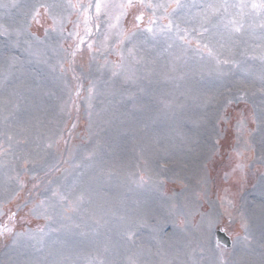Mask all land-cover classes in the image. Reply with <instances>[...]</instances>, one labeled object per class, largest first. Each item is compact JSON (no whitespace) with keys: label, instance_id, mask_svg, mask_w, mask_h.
Listing matches in <instances>:
<instances>
[{"label":"rangeland","instance_id":"374dc122","mask_svg":"<svg viewBox=\"0 0 264 264\" xmlns=\"http://www.w3.org/2000/svg\"><path fill=\"white\" fill-rule=\"evenodd\" d=\"M95 2L0 0V264H264L262 0Z\"/></svg>","mask_w":264,"mask_h":264},{"label":"snow or ice","instance_id":"6c2138e0","mask_svg":"<svg viewBox=\"0 0 264 264\" xmlns=\"http://www.w3.org/2000/svg\"><path fill=\"white\" fill-rule=\"evenodd\" d=\"M133 4V0H127V3H122L120 5H118L121 9H124V8H127V7H131ZM71 7H78V5H70ZM92 5L89 4V8L91 7ZM107 7V5L103 4L102 3V0H96L95 2V10H96V14L97 16H99L101 14V11L103 8ZM148 7H157V8H162V7H165L164 5H161V4H158V5H151L149 4ZM177 7H179V5H177ZM209 8H212L214 12H219L221 9H223V12L224 13H228L229 11V8L230 7H236L238 9H240V15L242 16L244 13H243V8L246 7V5L241 2V3H238V4H235V5H229L227 0H224L223 3L219 4V5H209L208 6ZM252 8H264V0H262V3L257 5L255 3H253L251 5ZM85 11L87 12V9H85ZM121 15H123V12L121 13ZM87 19L88 17L86 16L85 18V22L87 23ZM119 19V16H117V20ZM137 20L140 19V17L138 16L136 18ZM228 24H230L233 29L237 32L240 31L241 27L243 26L242 24H240L236 19H231V20H228ZM169 29L172 27L171 25V22L169 23V25L167 26ZM178 27V26H177ZM148 31H152L151 28L148 29Z\"/></svg>","mask_w":264,"mask_h":264},{"label":"water","instance_id":"95a60500","mask_svg":"<svg viewBox=\"0 0 264 264\" xmlns=\"http://www.w3.org/2000/svg\"><path fill=\"white\" fill-rule=\"evenodd\" d=\"M217 242L225 247H229V241L226 235L222 231H216Z\"/></svg>","mask_w":264,"mask_h":264},{"label":"bare ground","instance_id":"6f19581e","mask_svg":"<svg viewBox=\"0 0 264 264\" xmlns=\"http://www.w3.org/2000/svg\"><path fill=\"white\" fill-rule=\"evenodd\" d=\"M22 91H24V87H23V90L22 89H18V93H20ZM25 91L28 92V89H25ZM198 138H199V135L195 137L196 140H198ZM103 210H104V208H103Z\"/></svg>","mask_w":264,"mask_h":264},{"label":"trees","instance_id":"16d2710c","mask_svg":"<svg viewBox=\"0 0 264 264\" xmlns=\"http://www.w3.org/2000/svg\"><path fill=\"white\" fill-rule=\"evenodd\" d=\"M75 115V114H74ZM66 127H67V125H66Z\"/></svg>","mask_w":264,"mask_h":264}]
</instances>
